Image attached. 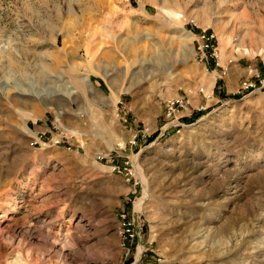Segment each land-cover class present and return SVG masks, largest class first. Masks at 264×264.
Here are the masks:
<instances>
[{
  "label": "rangeland",
  "instance_id": "rangeland-1",
  "mask_svg": "<svg viewBox=\"0 0 264 264\" xmlns=\"http://www.w3.org/2000/svg\"><path fill=\"white\" fill-rule=\"evenodd\" d=\"M251 32L264 46V0H0V264H264V54L233 49ZM178 93L206 109L162 134Z\"/></svg>",
  "mask_w": 264,
  "mask_h": 264
},
{
  "label": "built area",
  "instance_id": "built-area-1",
  "mask_svg": "<svg viewBox=\"0 0 264 264\" xmlns=\"http://www.w3.org/2000/svg\"><path fill=\"white\" fill-rule=\"evenodd\" d=\"M205 37V35L202 36L204 41L203 43L199 44L198 50L201 61L209 64L211 59L218 58L219 48L214 45L213 39L210 36L206 37V39ZM249 75L252 76V80L246 78L240 85V91L243 94L247 90H252L262 82V75H260L252 66H249ZM200 91L205 93L204 89H201ZM208 96L210 97L211 94ZM164 107V122L159 128L162 134L169 133L176 128H182L185 125V123L182 121L184 117L192 118L196 114H201V112L206 109V107L203 105L193 106L190 97L187 94L179 93L172 98L166 99L164 102ZM56 143H59V141H56ZM130 143L132 146L138 145L137 136H134ZM119 219L120 246L123 250L124 256L129 257L135 247V242L142 233V230L136 221L135 208L131 214L125 211L121 213ZM143 255L145 254L142 253L140 256H137L133 264H168L162 258H158L156 261L143 260Z\"/></svg>",
  "mask_w": 264,
  "mask_h": 264
},
{
  "label": "bare ground",
  "instance_id": "bare-ground-1",
  "mask_svg": "<svg viewBox=\"0 0 264 264\" xmlns=\"http://www.w3.org/2000/svg\"><path fill=\"white\" fill-rule=\"evenodd\" d=\"M235 20V19H234ZM179 27L183 30V31H185L184 32V35H185V37L187 38V40L189 41V43H191V45H192V41L195 39V35L193 34V33H190V32H188V31H186L185 30V28L184 27H182V25L180 24L179 25ZM221 30V29H220ZM216 32H217V30H216ZM224 35V34H223ZM225 36V35H224ZM224 36L222 37V43L223 42H225V38H227V37H225L224 38ZM247 37H248V40H249V48H248V50H246V49H243V48H240V47H238V46H236V47H238V48H236L235 46H234V50L235 51H241L242 53L244 52V51H248L249 53H253V54H256V53H261V54H264V46L258 41V38L255 36V34H254V32H251L250 34H247ZM221 39V38H220ZM221 42V41H220ZM225 43H227V42H225ZM220 47L222 48L221 50L223 51V48L225 47L224 45H221L220 44ZM226 48V47H225ZM230 49V48H229ZM189 51L194 55V49H193V47L192 46H190V48H189ZM229 51V50H228ZM233 52V51H232ZM222 53H224V52H222ZM246 53V52H245ZM143 71V70H142ZM145 72H148V70L145 68ZM148 77V76H147ZM214 77V76H213ZM210 79V78H209ZM213 80H215V79H213ZM214 84H215V81H213V86H214ZM212 91V90H211ZM209 92L208 94L210 95L212 92ZM31 96H34V97H36V98H39L40 100H41V98H40V94L38 93V94H34V95H31ZM49 103V102H48ZM25 126L27 127V124L25 123ZM28 128V127H27ZM29 129V128H28ZM142 203H143V201L142 200H140L137 204H136V207L137 208H139L140 209V207L142 206ZM142 249V248H141Z\"/></svg>",
  "mask_w": 264,
  "mask_h": 264
},
{
  "label": "trees",
  "instance_id": "trees-1",
  "mask_svg": "<svg viewBox=\"0 0 264 264\" xmlns=\"http://www.w3.org/2000/svg\"><path fill=\"white\" fill-rule=\"evenodd\" d=\"M212 68V67H211ZM200 114H196V115H194L192 118H194V117H197V116H199Z\"/></svg>",
  "mask_w": 264,
  "mask_h": 264
}]
</instances>
